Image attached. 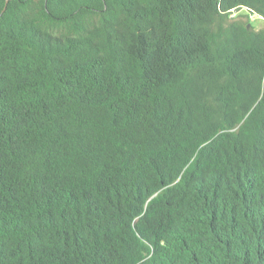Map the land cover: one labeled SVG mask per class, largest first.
I'll return each mask as SVG.
<instances>
[{"label":"trees","instance_id":"16d2710c","mask_svg":"<svg viewBox=\"0 0 264 264\" xmlns=\"http://www.w3.org/2000/svg\"><path fill=\"white\" fill-rule=\"evenodd\" d=\"M252 14L0 0V264H264Z\"/></svg>","mask_w":264,"mask_h":264},{"label":"rangeland","instance_id":"374dc122","mask_svg":"<svg viewBox=\"0 0 264 264\" xmlns=\"http://www.w3.org/2000/svg\"><path fill=\"white\" fill-rule=\"evenodd\" d=\"M241 13H244V10ZM250 18L256 29H261L264 27V19H262L261 17L252 14Z\"/></svg>","mask_w":264,"mask_h":264},{"label":"water","instance_id":"95a60500","mask_svg":"<svg viewBox=\"0 0 264 264\" xmlns=\"http://www.w3.org/2000/svg\"><path fill=\"white\" fill-rule=\"evenodd\" d=\"M250 26V24H248V27Z\"/></svg>","mask_w":264,"mask_h":264}]
</instances>
